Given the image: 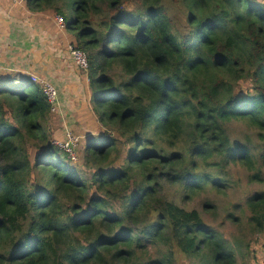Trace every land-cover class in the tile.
<instances>
[{"label":"trees","instance_id":"16d2710c","mask_svg":"<svg viewBox=\"0 0 264 264\" xmlns=\"http://www.w3.org/2000/svg\"><path fill=\"white\" fill-rule=\"evenodd\" d=\"M25 3L87 54L98 132L73 163L43 87L0 72V264H248L264 237V0ZM232 194L252 242L207 222Z\"/></svg>","mask_w":264,"mask_h":264},{"label":"rangeland","instance_id":"374dc122","mask_svg":"<svg viewBox=\"0 0 264 264\" xmlns=\"http://www.w3.org/2000/svg\"><path fill=\"white\" fill-rule=\"evenodd\" d=\"M19 1V0H17ZM12 3V2H11ZM0 6H2V2L0 3ZM15 7H19V5H15ZM2 9V8H1ZM29 10V9H28ZM31 11V10H29ZM33 12V11H31ZM2 11L0 10V14ZM11 16V13L7 12ZM60 18V16H57ZM55 18V30L57 32V45L56 41H52L50 46V50L48 52V66L50 69H52V73L54 74L53 78H49L45 75H40L39 78L43 79L44 83L53 84L59 95L58 104L55 108L54 113H57L58 116V123L56 124L57 130L55 133L57 135L55 136V140L64 142L67 139V133H71L75 138V145H74V159L72 157V162L80 163L81 159V153L83 149V144L87 141V138L89 136H94L98 132L97 126L92 118V112L89 102L87 101V92L85 95L81 98H72L70 99L69 94H63V90L65 88L66 82L68 81L67 76L71 75V72L73 71V67H75L76 71L81 75H85V81L88 82L87 79V71L79 68L75 61L73 60L71 48L75 47V41L73 42V39L75 40V33H72L71 38L68 36L65 30V22L64 23H58ZM35 18V15L31 17L29 20H27L31 25L32 20ZM62 18V17H61ZM3 21V17L0 16V29L2 30V34L0 35V55L2 56L0 59V62L10 64L11 62H15L17 66V70L14 69V72L12 75L14 76H26L23 74H20L19 68L21 66V63L19 62L20 59L17 60L12 58L10 60V54L11 47L14 46V42H12L10 33L11 31L8 30L7 32L2 27H5L4 25H1ZM50 41V40H49ZM56 45V46H55ZM55 48V51H52V49ZM76 48V47H75ZM78 49V48H77ZM16 57H21L19 54H16ZM72 59H71V58ZM5 58V60H3ZM14 59V60H13ZM54 69V71H53ZM19 72V73H18ZM35 74H39L37 72H32L31 75H27L26 77L31 78ZM80 77H78L80 79ZM82 80V78H81ZM83 84V80H82ZM85 86V85H84ZM73 89V86H69ZM69 90V88H68ZM84 98H86V101H84ZM68 131V132H67ZM98 135V134H97ZM72 163V164H73ZM235 196L232 194L229 197H221L220 204H219V214H217L216 219L213 217H210L208 215H205L207 218V222L211 223L215 227H217L221 232L224 233L225 239H227L229 242H232L234 237L236 236H243L245 237L246 241H251L256 238L255 233L251 232H245L243 226L239 222H237V226L233 223L232 220L229 219L225 212V207L228 205L229 200H234ZM197 203L188 204L186 206L187 209H190L191 207L196 208ZM221 225V227L219 226ZM264 239V237L262 238ZM262 239H260L262 241ZM260 240H254L251 245H249L250 250H244V254H250V262L248 264H254L255 258H258L257 255L255 256L254 247L257 246V248L262 246L264 247V244ZM258 254V253H257ZM247 255L241 256L238 254L237 259L238 261H241V259H247ZM175 259L177 261V264H185L186 260L180 255L176 254Z\"/></svg>","mask_w":264,"mask_h":264},{"label":"crops","instance_id":"0c3cea01","mask_svg":"<svg viewBox=\"0 0 264 264\" xmlns=\"http://www.w3.org/2000/svg\"><path fill=\"white\" fill-rule=\"evenodd\" d=\"M16 4L19 5L18 8L15 7ZM28 9L25 0H4L2 6H0V10L2 11L0 16L3 17L1 25L5 26L2 28L5 29L6 32L8 30L11 31L10 37L15 46L11 47L8 56L10 55V60L12 58L16 60L18 58L20 59V74L27 76L31 75L32 72H37L39 74H33L36 77L45 75L49 78H53L54 74L51 71L52 69L48 66L47 56L50 50L49 44L54 40L57 45V37L55 35L57 32L54 26L55 18L49 13H36ZM7 12L11 13V16L7 14ZM34 15L35 18L30 20L33 24L31 25L27 20ZM1 34L2 30L0 29V35ZM55 50V48L52 49V51ZM16 54H19L21 57H16ZM1 57L0 55V59ZM3 60H5V58H3ZM14 69H18L15 62H11L10 64L0 62V72L13 73ZM74 70L76 71L75 67H73L71 75L67 76L68 81L63 90V94H69L70 99L81 98L86 93L80 74ZM78 77H80V79ZM69 86H73V89ZM84 101H86V98H84ZM261 242L264 244V239H262ZM254 248L255 256L257 255L258 257L255 258L254 264H259L263 258V248L262 246L260 249L259 247L257 248V246Z\"/></svg>","mask_w":264,"mask_h":264},{"label":"built area","instance_id":"2783aa9c","mask_svg":"<svg viewBox=\"0 0 264 264\" xmlns=\"http://www.w3.org/2000/svg\"><path fill=\"white\" fill-rule=\"evenodd\" d=\"M3 1L4 0H0V3ZM56 20L58 23H64V20L61 17L60 18L57 17ZM71 52H72L73 60L75 61L76 65L79 68L88 71L89 60L87 54L84 51L77 49L75 47L71 48ZM30 82L35 84H40L43 87V91L47 97V101L52 105L53 111H55L59 99V95L56 87L53 84L44 83L43 79H40L39 77L36 76L31 77ZM54 145L59 147L61 150L66 151L69 154V156L72 157L73 159L75 158L74 148H73L75 145V138L71 133L69 132L67 133V139L64 142L54 140ZM259 264H264V247H263V258L261 259Z\"/></svg>","mask_w":264,"mask_h":264}]
</instances>
